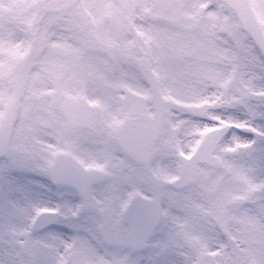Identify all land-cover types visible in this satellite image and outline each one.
<instances>
[{"label": "snow or ice", "instance_id": "obj_1", "mask_svg": "<svg viewBox=\"0 0 264 264\" xmlns=\"http://www.w3.org/2000/svg\"><path fill=\"white\" fill-rule=\"evenodd\" d=\"M0 264H264V0L0 17Z\"/></svg>", "mask_w": 264, "mask_h": 264}, {"label": "rangeland", "instance_id": "obj_2", "mask_svg": "<svg viewBox=\"0 0 264 264\" xmlns=\"http://www.w3.org/2000/svg\"><path fill=\"white\" fill-rule=\"evenodd\" d=\"M23 9L24 0H3V3H0V17L18 16Z\"/></svg>", "mask_w": 264, "mask_h": 264}]
</instances>
